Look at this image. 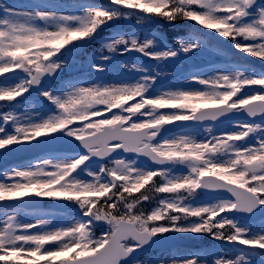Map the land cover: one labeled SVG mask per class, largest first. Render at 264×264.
Listing matches in <instances>:
<instances>
[{"label": "snow or ice", "instance_id": "obj_1", "mask_svg": "<svg viewBox=\"0 0 264 264\" xmlns=\"http://www.w3.org/2000/svg\"><path fill=\"white\" fill-rule=\"evenodd\" d=\"M131 20L99 41L85 75L51 86L101 32ZM161 24L190 32L170 45ZM210 40L264 63V0L0 4V158L45 150L0 171V264H140L134 255L154 244L202 236L221 248L157 264H264V219L256 230L241 222L264 218V71L217 48L223 63L157 88L171 75L161 66ZM133 53L127 75L102 78ZM42 199L72 211L57 220Z\"/></svg>", "mask_w": 264, "mask_h": 264}, {"label": "rangeland", "instance_id": "obj_2", "mask_svg": "<svg viewBox=\"0 0 264 264\" xmlns=\"http://www.w3.org/2000/svg\"><path fill=\"white\" fill-rule=\"evenodd\" d=\"M29 2H30V0H0V4L8 5L9 7L18 8V9L24 8ZM59 2L64 4V5L67 4L70 7V9L74 5L71 2H65L63 0H59ZM189 32H190V27L187 24H185V29H184V32H183L184 34H182V35H178V34L173 35L170 40L175 42L181 36L189 34ZM98 43L99 42H94L93 44H97V46L94 47L93 51H90L89 53L85 54L80 61H77V63L72 65L70 68H65L63 70V72L60 74L61 76H60V79H59L58 83H54L51 86L52 87H59L62 80H66V79H68V78H70L71 76H74V75H80V76L85 75L86 71H88L86 69V65H87L89 59L91 57L95 56L97 54L96 51H98V49L100 48V43L99 44ZM233 51L236 52L235 49H233ZM239 54L242 55L241 58H243V62L244 63L250 64L256 70L260 69L261 71H264V63H261L259 60H256V59L251 58V57L245 58L244 54H242V53H239ZM219 57H222V55H218V58ZM213 58H216V57H214V55L211 53V51H209V52L206 51L203 54L197 55V57L194 58L193 60H190V61H187V62H189L190 64L191 63L192 64H198V65H200L202 67L201 69H206L207 65L209 63H211L212 61H214ZM133 59L134 58L131 55L124 56V57H119V56L116 57V59L113 61V63L109 65L108 71L103 74L102 78L105 81H107V82H113V81H116L118 79H121V77L119 76L121 74V70H125L122 67V62L127 61V62L131 63V62H133ZM247 59H248V61H247ZM145 61H147V64H149V65L155 66V64H156L155 61H151V60H145ZM250 62H252V63H250ZM187 64L188 63H186V62H183V63H180V64L168 63V64L163 65L161 67H165V66L169 67L170 66V67H172L175 70V71L174 70L173 71L175 73H177V72H180L181 68L183 66L187 65ZM176 68L178 70H176ZM188 73L183 74V77L185 75H187ZM158 83H159V81H158ZM183 84H184V82L182 83L180 81H176V84H173V85H170V86L178 87V86H182ZM167 87H169V86H167ZM167 87L163 86L162 89H166ZM157 88H160V87L157 86ZM37 98H40V97L38 96ZM200 132H201V135H206L203 132V129H201ZM5 158L6 157L0 158V166H2V164L6 163L7 161H8V163H6V164H8L9 167L13 166V165H16V163H14V162H12L10 164L9 160L7 158L6 159ZM26 164L27 163H25L24 165H26ZM179 171H181V170H179ZM61 216H62V214L58 213L57 220H59L61 218ZM24 218L26 220H31L32 219L31 215H28V216H26ZM260 224H261V220L256 224V226L253 229L254 230L258 229ZM166 235H174V234H166ZM202 237H204V236H202ZM202 237H183V238L184 239H190L191 240V244L190 245H201V244H203L202 243V239H203ZM204 246H205V248H207V251H217V250H219L221 248V243H213L212 244L209 241V242L206 243V245L204 244ZM189 248L190 247L185 248V249L184 248H178V249H174L173 251L168 252V253H164V254L156 253V254H153V255H150V256L146 257L145 261H142L140 264H157V262L161 261V260L170 261L171 259H173L177 255H182V254H185V253H188V252H192V250L189 249ZM254 259L256 261V264H260V258L259 257H255Z\"/></svg>", "mask_w": 264, "mask_h": 264}, {"label": "bare ground", "instance_id": "obj_3", "mask_svg": "<svg viewBox=\"0 0 264 264\" xmlns=\"http://www.w3.org/2000/svg\"><path fill=\"white\" fill-rule=\"evenodd\" d=\"M159 70H161V71H163V72L171 73V75L173 76V79H171L170 81H176V80L178 79V77L176 76V74L173 73V72H174L173 69L170 68V67H167V66H165V67H161ZM187 71H189V68H184V69L182 70L183 73H185V72H187ZM171 75L162 76V77L159 79V81H165V79H167L168 77H171ZM170 81H169V82H170ZM169 82H168V81H165L164 83H161V85H166V84H168Z\"/></svg>", "mask_w": 264, "mask_h": 264}]
</instances>
